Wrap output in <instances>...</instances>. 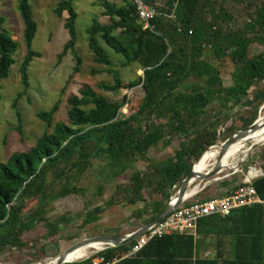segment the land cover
<instances>
[{"label": "trees", "instance_id": "16d2710c", "mask_svg": "<svg viewBox=\"0 0 264 264\" xmlns=\"http://www.w3.org/2000/svg\"><path fill=\"white\" fill-rule=\"evenodd\" d=\"M145 1L153 4V0ZM242 2H245L246 19L240 33L235 32L240 30L237 28L230 31L232 34L221 36V29L214 21L220 14V9L213 11L212 0H166L160 10L165 14L173 10L174 22L170 24L167 17L158 16L149 21L152 31L141 29L134 5L129 0L97 1L99 14L106 16L107 22L100 23L96 17H92L85 30L87 47L93 54V60L104 65L106 68L103 71L113 79L112 83H100L97 87L114 93L122 87L140 85V103L135 112L120 116L118 109L122 102L108 100L84 84L78 94L66 97L65 121L52 123L56 102L49 110L36 113L40 120L51 127L50 131L39 135L28 150L13 151L4 162H0V247L20 246L23 243L20 239L23 231L28 230L35 220H42L40 209L45 208L47 202L69 192L65 187L67 176L90 166L86 156L87 144L92 146V157L104 160L108 177L112 178L130 168L138 158L143 159L147 150L159 141L163 145L167 144V136L177 135L182 138L171 156L160 160L156 165L151 164L143 173L133 170L129 174L131 191L126 198L129 203H135L141 198L140 191L143 187L160 197L153 199L151 214L146 223L162 209L172 185L178 184L189 172L191 162L196 161L208 146L215 143V131L207 129V107L210 102L216 100L219 104H228L226 108L229 109L237 98L246 96L248 89L252 87L249 105L253 104V114L242 119V127L254 120L256 106L264 100V49L254 54H249L248 51L251 43L264 47V0H241L239 4ZM16 9L26 50L19 72L21 83L26 87V67L32 56H38L31 49L36 23L28 0H16ZM63 11L66 13L63 27L68 38L57 54V60L69 50L75 58L72 68L75 72L80 59L72 49L76 40V11L72 0L56 2L53 12L59 16ZM204 11L209 14L206 15ZM3 20L4 17L0 14V81L8 75L10 66L14 63L13 55L17 46L3 27ZM194 21L202 22L199 28L192 25ZM205 27L207 32L200 39L197 30L202 31ZM177 29L185 38L182 46L176 42ZM99 40L121 57V66L136 63L141 75L124 84L118 70L112 67L105 49L98 43ZM238 45L241 46L240 49ZM185 46L189 51L185 50ZM209 49L215 58L226 55L231 61L230 85H221L216 68L200 59V62L207 64L204 68L197 69L196 74L203 76L202 84L191 87L187 84L182 90H178L187 77V67L193 63H187L188 58L192 57L195 63L198 56ZM179 53L185 57L184 64L178 61ZM97 72L98 69L91 70L92 74ZM143 112H146V117L142 127H139L136 124L137 117ZM17 130L20 132L19 127ZM260 158L264 162V147ZM55 179L60 182L57 190L53 188ZM219 183L221 186L229 185L224 180ZM239 183L231 184L219 194L229 193ZM251 185L256 194L263 197L264 172L254 178ZM204 188L205 186L202 190ZM24 196L35 197L36 203L34 209L25 215L22 212ZM100 211L101 207L98 206L87 211L85 220H95ZM57 220H62V217H57ZM56 224L45 223L48 229L46 236L50 237L55 233ZM230 231L237 235L234 239L235 254L231 259L222 258L221 255L205 259L194 258V237L188 233H174L152 238L135 255L112 264H217L218 260V264H264V204L242 206L232 209L224 217L211 215L196 221V233L202 235ZM131 242L107 246L89 257L62 264H91V259L96 255L109 261L114 255L124 251Z\"/></svg>", "mask_w": 264, "mask_h": 264}, {"label": "rangeland", "instance_id": "374dc122", "mask_svg": "<svg viewBox=\"0 0 264 264\" xmlns=\"http://www.w3.org/2000/svg\"><path fill=\"white\" fill-rule=\"evenodd\" d=\"M28 1L31 5L32 18L36 23L31 49L36 51L38 56H32L26 67L27 85L24 87L21 83L19 65L26 50L22 41V25L16 9V0H0V14L4 17L3 27L17 43L13 55L14 63L10 66L8 75L0 81V162H4L13 151L28 150L39 135L50 131L51 127L36 116L38 111L49 110L56 102L57 108L52 114V123L65 121L66 97L70 94H78V90L84 84L89 85L108 100L122 102L118 109L120 116L135 112L142 96L140 85L130 88L122 87L114 93L102 91L97 87L100 83L113 82L111 75L103 71L106 67L93 60V54L87 47L85 30L90 25L92 17H96L100 23L107 22V18L99 14L100 8L97 5L99 0H72L76 11L74 23L76 40L72 49L80 59L78 70L75 72L72 70L75 58L69 50L57 60V54L61 52L62 46L68 38L63 27L66 13L63 11L58 16L53 12L58 0ZM212 1L214 2L213 11L220 9V14L215 17L214 21L221 29V36L232 34L233 32L230 31L237 28L240 30L235 32L239 34L246 19L245 2L239 4L241 0ZM156 5L160 7L158 3ZM204 12L206 15L209 14L207 11ZM168 19L170 24L174 22L173 18ZM201 24V21H194L192 25L199 28ZM197 31L201 39L207 29L205 27L202 31L200 29ZM176 33H178L175 35L176 42L180 46L184 45L185 38L182 37L179 30ZM214 42L217 43V41ZM98 43L105 49L112 67L118 70L124 84L137 75H141V70L136 63L121 66V57L105 47L102 41L99 40ZM184 48L189 51L186 46ZM238 48L240 49L241 46L238 45ZM263 49V46L251 43L248 53L254 54ZM179 55L178 61L184 64L185 57ZM200 59H204L216 68L221 85H230L231 61L226 55L215 58L209 49L203 51L195 63L192 57L188 58L186 62L193 63L187 67V77L178 90H182L187 84L190 87L194 84H202L203 76H198L196 73L197 69H202L207 64L200 62ZM92 69H98L99 72L92 74ZM251 89L252 87L248 89L246 96L237 98L229 109L226 108L228 104H219L216 100L208 104L207 129L215 131L217 137L215 145L224 140L227 135L242 129V119L252 116L253 108L251 106L253 104L249 105ZM263 113L264 100L256 106L255 118ZM145 117L146 112L138 114L136 124L139 127H142ZM17 127L20 128V132ZM167 138L169 139L167 144L163 145L159 141L147 150L143 159L138 158L130 168L112 178L108 177L104 160L92 157V146L87 144L85 147L86 156L90 166L79 173L71 172L67 176L65 187L69 189V192L47 202L46 207L40 209L42 220H35L28 230L23 231L20 235L23 243L20 246L0 247V264H35L42 262L44 258H47L46 256H55L78 239L96 235H121L143 225L151 214L153 199L160 197L149 193L150 190L143 187L140 191L141 198L135 203H129L126 200L131 191L128 177L133 170L143 173L151 164L156 165L160 160L171 156L173 151L178 148L182 138L177 135H169ZM247 145L248 143L245 144V147ZM263 147L264 143L249 152L235 170H222L213 176L216 177L215 179L209 178L204 185L205 188L203 190L199 188L188 200L203 199L206 196L223 192L231 184L240 182L247 175L249 167L259 169L263 173L264 162L260 158ZM250 171L253 173V170ZM222 180L227 181L229 185L221 186L219 182ZM59 186L60 182L55 179L53 188L57 190ZM22 203V212L25 215L34 209L35 197L24 196ZM96 206L101 207V211L96 214L95 220L87 222L85 213ZM59 216L62 217V220H57ZM46 222H50L51 225L57 223L55 233L50 237L46 236L48 230L45 226ZM96 251L90 250L87 255Z\"/></svg>", "mask_w": 264, "mask_h": 264}, {"label": "built area", "instance_id": "2783aa9c", "mask_svg": "<svg viewBox=\"0 0 264 264\" xmlns=\"http://www.w3.org/2000/svg\"><path fill=\"white\" fill-rule=\"evenodd\" d=\"M129 1L134 5L136 18L141 29H148L152 31L153 27L149 21L158 16L168 18L174 17L172 12L173 10H171L169 14H165L159 7H157V5L150 4L145 0ZM249 170H253V174L249 176L246 175L229 193L212 195L207 199H185L178 206L168 212L160 221L149 225L144 232L131 240L132 242L124 251L114 255L109 261H104L101 255H96L91 259V264H112L122 258L133 256L150 239L159 238L162 235L188 233L196 238V221L198 219L211 215L224 217L235 208L249 206L252 204H264V196H258L251 185V181L256 177L261 176L262 172L259 169L252 167H249ZM171 188L175 190L177 185H172ZM106 247L107 245H103L97 251L103 250ZM92 254L93 253L90 255ZM90 255H87L84 258L89 257Z\"/></svg>", "mask_w": 264, "mask_h": 264}, {"label": "water", "instance_id": "95a60500", "mask_svg": "<svg viewBox=\"0 0 264 264\" xmlns=\"http://www.w3.org/2000/svg\"><path fill=\"white\" fill-rule=\"evenodd\" d=\"M264 126V114L259 118L258 116L246 127L239 129L230 135H228L224 140H222L218 145H210L206 149L217 146V153L215 159L210 164L208 168L203 171H194L193 170V163H191L189 172L179 181L177 185V189L169 195L168 199L166 200L164 206L159 211V213L153 217L150 221L144 223L143 225L135 228L134 230L121 234V235H96L91 237H85L74 241L69 246H67L64 250L58 252L54 256L53 264H62L64 262H70L67 258V253L70 252L75 247L81 246L86 244L90 241H100L103 245L107 246H118L125 244L131 240H133L136 236L141 234L145 231V229L154 223L160 221L168 212H170L173 208L178 206L181 202L185 199L191 197L193 194L199 190V188H203L209 178H212L215 174H218L222 170L231 169V168H224L225 166L222 165L221 159L226 152L227 148L235 142H240L242 144L248 143V145L242 150L241 155L235 162V170L239 163L243 160V158L255 148L260 146L262 143L261 141H252L250 140L249 134L252 133L258 126ZM205 149V150H206ZM204 150V151H205ZM203 151V152H204ZM202 152V153H203ZM201 153V154H202ZM200 154V155H201ZM199 155V157H200ZM198 157V158H199ZM197 158V160H198ZM196 160V161H197ZM195 162V161H194ZM213 177L212 179H215ZM80 260V259H78Z\"/></svg>", "mask_w": 264, "mask_h": 264}, {"label": "bare ground", "instance_id": "6f19581e", "mask_svg": "<svg viewBox=\"0 0 264 264\" xmlns=\"http://www.w3.org/2000/svg\"><path fill=\"white\" fill-rule=\"evenodd\" d=\"M264 114V113H263ZM262 116V115H261ZM260 114L258 117H261ZM250 140L252 141H261L264 142V126H258L252 133L249 134ZM218 145V144H217ZM245 148V144H242L240 142H235L232 145H230L226 152L224 153L221 163L224 168H235V162L236 160L243 156L241 155L242 150ZM216 150L217 146H212L208 149H206L202 155L198 158L197 161L193 163V170L194 171H203L206 169V167L213 162L216 156ZM209 152V153H208ZM253 174L250 170L247 172V175ZM103 246V243L100 241H90L86 244H83L81 246L75 247L70 252L67 253V260L68 261H75L78 259L84 258L90 250H99ZM44 258L42 262H36L35 264H53L54 262V256Z\"/></svg>", "mask_w": 264, "mask_h": 264}, {"label": "crops", "instance_id": "0c3cea01", "mask_svg": "<svg viewBox=\"0 0 264 264\" xmlns=\"http://www.w3.org/2000/svg\"><path fill=\"white\" fill-rule=\"evenodd\" d=\"M165 2L166 0H153L152 1V3L155 5L158 3L160 7L164 6ZM175 190L171 188L170 195ZM236 236L237 235L234 233V231H230L229 233H221V234L211 233V234H205V235L196 233V238H194V242H193L194 244L193 257L197 259H205V258H212L215 256L219 257L221 255L222 258L231 259L235 254L234 253V242H235L234 239Z\"/></svg>", "mask_w": 264, "mask_h": 264}]
</instances>
